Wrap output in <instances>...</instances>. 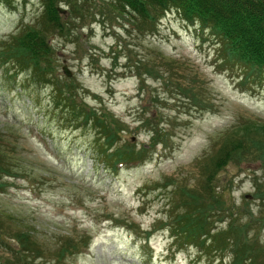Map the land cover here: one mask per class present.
Masks as SVG:
<instances>
[{"label":"rangeland","instance_id":"374dc122","mask_svg":"<svg viewBox=\"0 0 264 264\" xmlns=\"http://www.w3.org/2000/svg\"><path fill=\"white\" fill-rule=\"evenodd\" d=\"M107 1L79 0V17L57 4L66 30L47 35L52 79L38 82L26 64L0 70V258L17 264L11 249L30 236L41 257L24 264H231L220 241L207 248L174 236L207 189L214 212L200 218L212 234L235 225V241L264 248V148H233L209 180L202 170L235 126L264 125V80L242 83L210 31L175 10L142 34ZM43 12L40 0H0V41ZM57 78L72 81L80 116L58 101ZM191 78L195 100L182 90ZM121 156L138 159L114 170ZM254 254L248 264H264Z\"/></svg>","mask_w":264,"mask_h":264},{"label":"trees","instance_id":"16d2710c","mask_svg":"<svg viewBox=\"0 0 264 264\" xmlns=\"http://www.w3.org/2000/svg\"><path fill=\"white\" fill-rule=\"evenodd\" d=\"M44 12L40 17L38 24L26 25L21 27L17 33L11 34L8 39L0 41V70L3 69V74L9 75V70L5 66L12 63L21 67L29 65L32 68L33 76L40 79H52L49 76L52 74L51 53L53 49L49 43L50 28L52 31L64 32L66 30L65 22L63 21L59 10L56 8L58 3H66L70 7V11L78 17L82 16L81 9H78L79 0H40ZM109 1V2H108ZM107 10L117 12L121 17H128L130 20L135 19L138 22L136 26L142 34L154 33L157 31V26L160 20L168 11L175 10L185 20L199 24L201 31H210V35L215 37V43L219 46L216 48L218 55L221 58L223 65L231 66L239 69L243 82L262 81L264 80V0H108ZM44 13H46L44 15ZM135 18H134V17ZM133 25V24H132ZM167 65L174 64V61L164 58ZM6 72H5V71ZM150 70V69H148ZM8 71V72H7ZM55 85V93L58 96V101L64 102V107L75 116H80L77 113L76 107H72L75 100V94L71 91L73 87L71 82L68 85L59 83V79L51 80ZM191 86L183 87V91L188 94V98L198 99L197 92L194 90V79H190ZM60 86V87H57ZM201 95V94H200ZM194 105L200 104L199 100L194 101ZM98 118V117H97ZM99 119V118H98ZM84 120L98 122L103 124L102 120H96V117L84 116ZM100 129V128H98ZM103 131V130H102ZM264 131V125L252 122L235 126L227 136L222 146H218L219 153L215 159H210V164H206L203 171L208 176V180L214 177L213 172L221 168L230 156V150L235 148L238 151L247 149L250 142L256 143L260 149L264 148L263 139L259 136ZM101 133V132H100ZM109 137H114L112 134ZM262 139V140H261ZM215 146V145H214ZM217 148V149H218ZM3 143L0 142V156L5 153ZM132 156V155H131ZM115 161V164L129 163L136 158H123ZM127 157V156H126ZM130 157V156H129ZM1 158V157H0ZM2 166V165H1ZM4 167V166H3ZM1 169L3 174L10 176L8 168ZM114 168V167H113ZM115 169V168H114ZM4 177V176H3ZM7 185V184H6ZM210 185V184H209ZM207 188L208 185H207ZM4 188L0 186V191ZM216 195L207 189L206 193L199 196L201 198L199 211H193L191 207L184 215L179 216V229L174 234L178 239L179 236H185L188 241L195 240L199 244L208 243L207 248L211 246H219L220 241L223 248L229 246L233 252L231 264H248L255 258L254 253H264V248L261 246H247L246 241H235L232 238L233 233L237 232L238 227L228 224L226 228L220 229L212 234L214 227L207 219H201L203 213L210 214L214 210H208L206 203L208 198H213ZM213 202V201H212ZM201 212V213H200ZM145 240H149L152 233L144 232ZM30 238L18 237V248L11 249L13 257L16 258L17 264L26 263L27 258H39V250L35 244H31ZM202 241V242H201ZM69 246V242H68ZM71 246L75 244L71 241ZM203 246V245H201ZM232 247V248H231ZM255 250L252 252L251 250ZM1 261L11 264L10 259L0 258ZM1 264V263H0ZM5 264V263H3Z\"/></svg>","mask_w":264,"mask_h":264},{"label":"water","instance_id":"95a60500","mask_svg":"<svg viewBox=\"0 0 264 264\" xmlns=\"http://www.w3.org/2000/svg\"><path fill=\"white\" fill-rule=\"evenodd\" d=\"M65 69H66V68H65ZM65 72L70 76V72H69V71L65 70Z\"/></svg>","mask_w":264,"mask_h":264}]
</instances>
